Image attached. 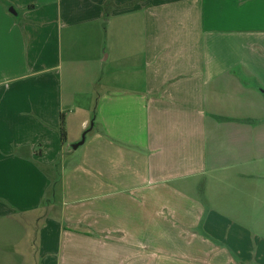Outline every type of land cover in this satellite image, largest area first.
<instances>
[{"label":"crops","instance_id":"0c3cea01","mask_svg":"<svg viewBox=\"0 0 264 264\" xmlns=\"http://www.w3.org/2000/svg\"><path fill=\"white\" fill-rule=\"evenodd\" d=\"M0 264H264V0H0Z\"/></svg>","mask_w":264,"mask_h":264},{"label":"water","instance_id":"95a60500","mask_svg":"<svg viewBox=\"0 0 264 264\" xmlns=\"http://www.w3.org/2000/svg\"><path fill=\"white\" fill-rule=\"evenodd\" d=\"M86 135H87V133H85V134L83 135V138H82V141H81V142H79V143H77V144H75V145L73 146L74 149H77L80 145L84 144L85 139H86Z\"/></svg>","mask_w":264,"mask_h":264},{"label":"rangeland","instance_id":"374dc122","mask_svg":"<svg viewBox=\"0 0 264 264\" xmlns=\"http://www.w3.org/2000/svg\"><path fill=\"white\" fill-rule=\"evenodd\" d=\"M92 120H93V119H92ZM92 123H93V121L91 122V126H92ZM85 132H86V131H84V133H82V137H81V138H83V135L85 134ZM81 141H82V139H81ZM81 141H80V142H81ZM76 144H77V143H76ZM66 148H67V149L70 148L71 151H72V149H73V148L71 147L70 144H67Z\"/></svg>","mask_w":264,"mask_h":264},{"label":"trees","instance_id":"16d2710c","mask_svg":"<svg viewBox=\"0 0 264 264\" xmlns=\"http://www.w3.org/2000/svg\"><path fill=\"white\" fill-rule=\"evenodd\" d=\"M61 133H62V137L65 138L66 133H65L63 125H61Z\"/></svg>","mask_w":264,"mask_h":264}]
</instances>
